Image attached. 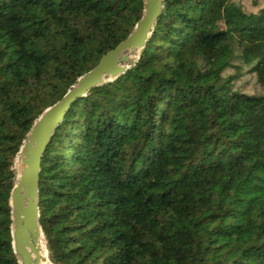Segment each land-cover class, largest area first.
Segmentation results:
<instances>
[{
  "label": "trees",
  "instance_id": "1",
  "mask_svg": "<svg viewBox=\"0 0 264 264\" xmlns=\"http://www.w3.org/2000/svg\"><path fill=\"white\" fill-rule=\"evenodd\" d=\"M231 1L162 0L125 73L67 109L38 175L51 264H264V5ZM142 5L0 0V264H18L9 195L26 134ZM245 72L261 93L235 89Z\"/></svg>",
  "mask_w": 264,
  "mask_h": 264
},
{
  "label": "water",
  "instance_id": "2",
  "mask_svg": "<svg viewBox=\"0 0 264 264\" xmlns=\"http://www.w3.org/2000/svg\"><path fill=\"white\" fill-rule=\"evenodd\" d=\"M141 17L132 31L115 47L102 54L96 65L34 121L15 157L19 170L9 195L11 246L18 264L50 263L39 226L38 175L42 154L70 105L90 88L112 82L130 67L129 57L138 58L160 15L162 0H142Z\"/></svg>",
  "mask_w": 264,
  "mask_h": 264
},
{
  "label": "rangeland",
  "instance_id": "3",
  "mask_svg": "<svg viewBox=\"0 0 264 264\" xmlns=\"http://www.w3.org/2000/svg\"><path fill=\"white\" fill-rule=\"evenodd\" d=\"M233 4L238 3V0H232ZM264 5V0H243L242 6L243 9L247 12H257ZM137 58L132 60V64ZM130 64V65H131ZM231 70H228L227 73H230ZM235 89L246 93V94H256L261 93L262 90L255 84L253 75L249 73H244L243 76L238 79L234 84ZM43 99H47L44 94H42ZM15 162V161H14Z\"/></svg>",
  "mask_w": 264,
  "mask_h": 264
},
{
  "label": "bare ground",
  "instance_id": "4",
  "mask_svg": "<svg viewBox=\"0 0 264 264\" xmlns=\"http://www.w3.org/2000/svg\"><path fill=\"white\" fill-rule=\"evenodd\" d=\"M136 56H137V53L136 54H131L130 57H129V61L131 62L132 60H134L136 58ZM15 168H16L15 170H17L16 173L18 174V170H19V157H17L15 159ZM44 264H49V262L46 261Z\"/></svg>",
  "mask_w": 264,
  "mask_h": 264
}]
</instances>
